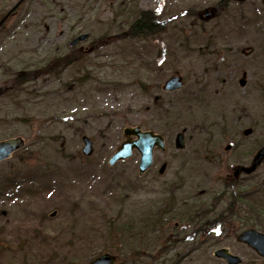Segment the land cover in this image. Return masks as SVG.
Segmentation results:
<instances>
[{"label":"rangeland","instance_id":"1","mask_svg":"<svg viewBox=\"0 0 264 264\" xmlns=\"http://www.w3.org/2000/svg\"><path fill=\"white\" fill-rule=\"evenodd\" d=\"M220 1L0 0V141H26L0 164V180L22 183L21 190L0 192V264H69L100 253L117 256L120 264L121 245L109 229L142 217L155 179L164 189L180 176L183 199L225 207L217 199L223 184L264 143V104L258 94L247 98L250 88L239 85L242 73L254 68L252 60L260 54L264 61V3L224 0V10L202 27L197 16ZM141 12L154 13L164 31L131 40L130 25ZM84 34L90 39L73 48L68 64L69 43ZM30 71L37 74L29 77ZM176 72L185 88L162 92L157 83ZM17 78L25 79L23 86L15 84ZM162 104L180 111L167 115L157 108ZM136 126L167 141V150L155 152L153 168L141 178L138 152L108 165L123 130ZM184 128L186 149L177 151L174 140ZM248 128L255 132L245 137ZM83 136L94 143L89 157L82 155ZM239 142L241 149L226 150ZM164 163L168 169L160 176ZM251 182L248 189L264 196V163ZM240 210H233L241 218L229 219L226 232L192 237L170 248L162 262L185 256L181 264H225L213 256L225 247L243 264H263L236 241V233L231 237L247 228L248 215ZM183 228L192 232L187 223Z\"/></svg>","mask_w":264,"mask_h":264},{"label":"trees","instance_id":"2","mask_svg":"<svg viewBox=\"0 0 264 264\" xmlns=\"http://www.w3.org/2000/svg\"><path fill=\"white\" fill-rule=\"evenodd\" d=\"M130 26L131 39L138 41L152 38L156 33L164 31L165 29L159 24L156 15L151 12H141ZM70 51L69 55L65 57L68 64H71V60H68L70 55L73 56L76 52L75 50ZM34 73L35 72L30 71L27 76L31 77L37 74ZM23 81H25L24 78H17L16 82L18 83L15 84L23 86ZM19 93L21 94V92ZM157 104L158 103L156 102L155 105L157 106ZM165 105L166 106L164 107L162 104L157 108L163 109L164 113L167 115L175 114L178 112L177 109L180 111V108L174 104ZM27 176L25 177L26 181L24 183L30 179V176ZM20 185H22V183L19 184L15 179L10 180L8 177H2L0 180V192H4L10 187H19L21 190ZM255 191L261 192L259 190ZM262 197L264 196H259L258 193H255L254 191H251L249 195L245 194L244 196L243 194L240 198L233 197L231 199L229 197L225 208L217 211H214L213 208L214 201L212 203L204 202L203 204L198 205H196V203L185 201L182 208L179 209V215L182 217L184 223H187L188 225L192 223L194 226H192V232L184 230V232L175 231V233L165 231L163 226V222H165L166 218L169 220L172 219L173 221V217H176L177 220H179L177 215H174L172 210L173 207H171V201L169 200L167 201V207L162 206L156 210L152 207H148L146 208L147 210L141 211L142 217L138 218L137 222L134 218H130V220L124 225L121 224L120 226L119 224H116L109 229L114 230V233L109 232V235L112 238V241L119 242L121 245V248H118V255L123 256L120 264H181L185 256L179 257L178 261L168 260L162 262L163 256L170 252V248H177L184 242H189L192 237L206 235L210 231L213 232V230H215V233H218L217 228L222 225L221 222L224 220L229 221V219H232L233 217V220H239L238 217L240 216L236 215V212L233 211L236 210L238 205L241 209V212L239 213L242 215L247 213L248 215V218L243 222L244 225L248 228L258 227L264 232V199H262ZM230 200L232 203H230ZM110 224L114 223L110 222ZM235 233L236 232L234 231V234ZM219 243L220 242H216V244ZM201 247L202 244L193 251H197ZM3 249L0 240L1 255ZM100 255H102V253L98 256ZM96 257H92L86 261H71L69 264H86Z\"/></svg>","mask_w":264,"mask_h":264},{"label":"water","instance_id":"3","mask_svg":"<svg viewBox=\"0 0 264 264\" xmlns=\"http://www.w3.org/2000/svg\"><path fill=\"white\" fill-rule=\"evenodd\" d=\"M245 1V0H236ZM205 17H210V11L205 12ZM89 35H81L71 43V46L78 44L79 42L86 41ZM245 75L241 80V85L245 86ZM184 87L183 78L179 75H174L164 84L163 89L165 91H178ZM252 130H246L245 135L251 134ZM125 141L113 154L109 160L110 166H115L118 162L126 161L132 157L134 150H138L141 158L139 161L138 169L140 176H143L153 165V154L154 149L158 148L162 151L166 149L164 138L161 135L155 134L150 131H142L140 127L126 128L124 129ZM133 137H136L134 140ZM84 147L82 153L84 156H91L94 152L93 141L87 136L83 137ZM177 149L185 148L184 133H179L175 140ZM25 146V142L22 138L9 139L0 142V163L8 160L11 156L22 149ZM264 161V147L257 152L254 156L251 165L248 167H238L235 175H239L244 172L246 174H252ZM166 170V165H163L160 173H164ZM56 212L52 214L55 216ZM238 242L246 244L248 247L253 249L260 257L264 258V234L255 230L249 229L244 231L237 238ZM214 256L218 259L223 260L226 264H241L242 259L230 252L227 248L218 249L214 252ZM117 257L104 254L89 264H115Z\"/></svg>","mask_w":264,"mask_h":264},{"label":"flooded vegetation","instance_id":"4","mask_svg":"<svg viewBox=\"0 0 264 264\" xmlns=\"http://www.w3.org/2000/svg\"><path fill=\"white\" fill-rule=\"evenodd\" d=\"M203 24H205V22L202 23V21H201L202 27H204ZM252 54L253 53H251L249 56L251 57ZM260 59H261V57L259 54L255 58V60H252V65H253L252 67H254V68H249L248 71L243 72L242 75L246 74V86L244 88H250V91H248L247 98L249 96H251L252 94H254V96H256L258 94L257 96H258L259 102L264 104V94H263V91H264V67H262V64L264 63V61H262ZM252 82H253V85L251 87ZM157 99H160V98H157ZM255 126H257V124ZM258 128H259V124H258ZM258 128L256 127L255 129L257 130ZM255 129L252 128V131H253L252 134H254ZM243 135L245 137L251 136V135L246 136L244 133H243ZM242 146H243V142H239V143H236V146L230 145V148L226 149V150L241 149ZM262 147H264V143H260L257 146L256 150H261ZM249 164H250V162L246 163V164H245V162H243V163H239L237 166L249 165ZM237 166H235V168L233 169L232 177L228 178L226 180L225 185L223 184L224 187L220 191L221 194L217 195L218 196L217 199L221 198V202H223V204H225V206L228 203L227 200L229 197L232 199L233 197L240 198V196L243 194H244V196H245V194L249 195L250 189H248V187H250L251 180L254 179L255 173L252 175H246V174L242 173V174H239L236 176L235 175V169ZM178 177L179 178L176 180L175 183H173V184L167 183L165 185L164 189L159 187V186H156L154 184V182L157 183V179H155L156 181L152 180L149 187H148L149 195L151 197L149 207H152L155 210L158 209L159 207H162V206L167 207V201L170 200L171 201V207H173L172 208L173 213H174V215H177V217L179 218V220H177L176 217H173V219H174L173 221H172V219L169 220L166 218L165 222H163L164 230L168 231L169 233H175V231L184 232V230H186L185 228H183V225H184L183 219L179 215V209L182 208L183 203L187 200V198L183 199L184 198L183 195L185 194L184 189L186 187H185L183 179L180 176H178ZM195 200L196 201L194 203H196V205H198L199 204L197 202L198 199L196 198ZM213 205H214L213 206L214 211H217L218 206H216L215 204H213ZM223 208H225V207H223ZM168 215H170V214H168ZM227 222L228 221H225V220L221 222L223 232H226L228 229ZM192 226H194V225L192 223H190V227L193 229Z\"/></svg>","mask_w":264,"mask_h":264}]
</instances>
